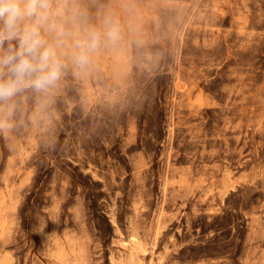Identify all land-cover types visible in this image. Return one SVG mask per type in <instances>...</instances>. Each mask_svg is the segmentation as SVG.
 Returning a JSON list of instances; mask_svg holds the SVG:
<instances>
[{"label": "rangeland", "instance_id": "rangeland-1", "mask_svg": "<svg viewBox=\"0 0 264 264\" xmlns=\"http://www.w3.org/2000/svg\"><path fill=\"white\" fill-rule=\"evenodd\" d=\"M54 5L102 40L0 105V264H264V0Z\"/></svg>", "mask_w": 264, "mask_h": 264}, {"label": "clouds", "instance_id": "clouds-1", "mask_svg": "<svg viewBox=\"0 0 264 264\" xmlns=\"http://www.w3.org/2000/svg\"><path fill=\"white\" fill-rule=\"evenodd\" d=\"M54 5V0H0V105H11L25 90L47 93L56 88L68 64L63 49L71 39V63L84 70L101 44V34L86 27L83 16ZM84 26L79 37L68 25ZM104 37L119 39L114 21L105 24ZM58 224V219L51 218ZM48 221L40 220L35 231L45 234Z\"/></svg>", "mask_w": 264, "mask_h": 264}]
</instances>
